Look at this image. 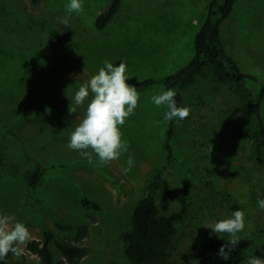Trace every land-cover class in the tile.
<instances>
[{"label":"rangeland","instance_id":"1","mask_svg":"<svg viewBox=\"0 0 264 264\" xmlns=\"http://www.w3.org/2000/svg\"><path fill=\"white\" fill-rule=\"evenodd\" d=\"M66 2L0 0V211L23 221L30 240L53 232L49 248L55 260L62 255L54 241L68 240L87 250L72 264H130L122 234L161 169L169 185L163 213L176 228L188 264H196L190 246L211 232L203 224L241 209L245 228L237 234H250L253 223L264 220L256 204L264 198V172L250 160V145L235 125L241 111L230 96H212L208 80L184 95L181 106L190 113L175 124L168 164L162 147L166 109L147 100L163 90L159 84L139 92L134 113L120 126L127 149L120 158L101 165L94 157L89 163L67 146L87 104L70 113V98L102 62L123 60L128 84L174 72L193 54L208 0H122L101 30L94 19L110 0H83V10L67 26L60 22ZM222 38L238 64L264 81V0H238L223 22ZM261 114L264 119V101ZM129 156L134 166L122 173ZM36 165L43 167V179L29 196L26 174ZM83 198L97 207L83 205ZM57 224L72 228L60 230ZM81 224L88 233L77 240L75 227ZM7 264L40 260L25 247L20 257L11 253Z\"/></svg>","mask_w":264,"mask_h":264},{"label":"trees","instance_id":"2","mask_svg":"<svg viewBox=\"0 0 264 264\" xmlns=\"http://www.w3.org/2000/svg\"><path fill=\"white\" fill-rule=\"evenodd\" d=\"M38 0H31L35 4ZM238 0H208L202 23L193 37V54L183 66L174 72L159 76H147L130 83L141 92L154 84L162 86L163 90L172 88L177 95L178 106L184 101V95L191 86L209 81V93L216 97L230 96L241 111L236 117L235 125L242 133L243 139L250 145V160L264 172V119L261 105L264 101V81L256 74L242 68L236 59L225 48L222 38L223 22L230 18L235 11ZM122 0H110L108 6L97 14L94 27L103 29L118 13ZM68 26L64 35L70 33ZM176 122H167L162 147L165 153V164L174 158L171 140L175 132ZM165 167V166H164ZM44 169L36 165L26 174V184L29 196L31 191L43 179ZM147 193L136 203L132 215L130 229L124 231V255L130 264H188L184 254L176 241V228L163 212L169 208V185L158 170L146 186ZM158 191V199L156 198ZM83 205L97 207L96 202L87 198L82 199ZM60 230H69L71 225L57 224ZM250 234L237 236L238 244L231 251L229 259L224 260L218 255L225 238H215L208 233L202 241L193 243L189 248V255L196 259V264H245L248 255L255 254L264 257V220L256 221L252 225ZM77 240L88 233V225L75 227ZM54 240V233L45 230L42 239H32L27 243V250L38 256L40 264H72L87 254L85 247L68 240L54 243L62 255L55 260L50 242ZM227 250V249H226ZM11 252L8 253L5 264Z\"/></svg>","mask_w":264,"mask_h":264},{"label":"clouds","instance_id":"3","mask_svg":"<svg viewBox=\"0 0 264 264\" xmlns=\"http://www.w3.org/2000/svg\"><path fill=\"white\" fill-rule=\"evenodd\" d=\"M82 10L83 0H67L64 5L65 15L60 17V22L67 26L72 15ZM128 78L127 65L123 60L114 63L106 59L70 98V113H75L77 106L85 105L86 100L87 104L82 119L68 135L67 146L89 163L95 157L99 164L105 165L127 151L120 126L134 113L140 100L137 87L126 83ZM176 95L174 89L167 88L147 97L157 108L166 109L162 116L164 122L179 124L189 116L190 108L178 106ZM134 163V159L129 156L126 166L121 169L122 173L131 171ZM256 204L258 209L264 210V198H258ZM203 226L211 229L210 236L215 234L218 238L226 237V242L219 247L218 255L228 260L240 240L237 233L245 228V213L236 209L226 218ZM30 238L29 229L23 221H17L11 214L0 211V264H5L9 252L20 257ZM246 264H264V257L250 253Z\"/></svg>","mask_w":264,"mask_h":264}]
</instances>
